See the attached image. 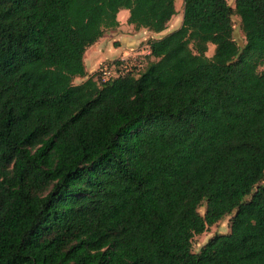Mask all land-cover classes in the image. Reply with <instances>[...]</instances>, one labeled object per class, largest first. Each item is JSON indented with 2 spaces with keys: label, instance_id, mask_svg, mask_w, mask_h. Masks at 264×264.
Here are the masks:
<instances>
[{
  "label": "trees",
  "instance_id": "trees-1",
  "mask_svg": "<svg viewBox=\"0 0 264 264\" xmlns=\"http://www.w3.org/2000/svg\"><path fill=\"white\" fill-rule=\"evenodd\" d=\"M182 1L101 83L118 12L160 33L175 0H0V264H264V0Z\"/></svg>",
  "mask_w": 264,
  "mask_h": 264
},
{
  "label": "crops",
  "instance_id": "crops-1",
  "mask_svg": "<svg viewBox=\"0 0 264 264\" xmlns=\"http://www.w3.org/2000/svg\"><path fill=\"white\" fill-rule=\"evenodd\" d=\"M128 17L129 12L127 10H120L117 14L118 27L113 30H107L95 44L86 49L83 56V63L87 77L96 76L98 68L102 63L117 62L125 58L131 50H137L138 47L142 46L141 49L145 48L144 53L147 56L149 53V40L161 39L171 33L168 32L167 28L160 33L149 32L145 29L135 30L133 25L126 23ZM112 55H115V57H111ZM86 78H77L74 82L76 81L75 84H80Z\"/></svg>",
  "mask_w": 264,
  "mask_h": 264
},
{
  "label": "rangeland",
  "instance_id": "rangeland-1",
  "mask_svg": "<svg viewBox=\"0 0 264 264\" xmlns=\"http://www.w3.org/2000/svg\"><path fill=\"white\" fill-rule=\"evenodd\" d=\"M227 4L231 7L234 8V2L235 0H226ZM175 10H176V14L172 17L170 23L168 24V32H172L176 29H178L182 23V16H183V1L182 0H175ZM128 24V22H126ZM232 24H233V39L234 41L237 43V45L241 48L244 43H245V38H244V34L241 30V23H240V19L238 16L233 15L232 16ZM130 25V24H128ZM142 47V46H141ZM138 47L137 50H131L130 53H128L126 57H130V58H136L137 56L140 55V57L144 58V68L139 72H143L145 70V66H146V62L147 60L145 59L146 57V53L145 52V48ZM213 54V46L209 45L208 46V52H207V56L210 57ZM111 57H115V55H112ZM124 59V58H123ZM122 60V59H121ZM120 60V61H121ZM105 63H112V62H104L102 64ZM101 64V65H102ZM100 65V66H101ZM99 69V68H98ZM138 69V68H137ZM263 68H260L259 70H262ZM136 71V70H135ZM76 83V81L74 82V84ZM246 200H249V197L246 198ZM205 211V206L204 204L199 208V213L201 215L204 214ZM231 218V216H227L225 218H223L222 220H220L218 223H216L214 226L210 227L206 232H204L201 235H197L194 236L192 239V252L193 253H198L199 250L201 249V247H203L206 242L213 237L216 234H227L229 232V219Z\"/></svg>",
  "mask_w": 264,
  "mask_h": 264
},
{
  "label": "built area",
  "instance_id": "built-area-1",
  "mask_svg": "<svg viewBox=\"0 0 264 264\" xmlns=\"http://www.w3.org/2000/svg\"><path fill=\"white\" fill-rule=\"evenodd\" d=\"M118 62L105 63L99 67L97 74L101 83H107L121 75L139 73L144 68V63L140 55L136 58L126 57Z\"/></svg>",
  "mask_w": 264,
  "mask_h": 264
}]
</instances>
